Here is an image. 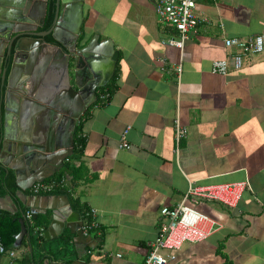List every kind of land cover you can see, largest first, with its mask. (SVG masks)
<instances>
[{
  "label": "crops",
  "instance_id": "crops-1",
  "mask_svg": "<svg viewBox=\"0 0 264 264\" xmlns=\"http://www.w3.org/2000/svg\"><path fill=\"white\" fill-rule=\"evenodd\" d=\"M156 1L84 0L78 47L97 37L98 43L113 46L118 59L103 67L105 80L80 118L86 145L80 160L70 161L81 165L79 179L63 183L72 210L82 220L91 218L85 240L63 230L73 245L65 264H144L163 219L161 209L176 207L190 183L244 180L248 186L236 208L188 201L210 218V235L184 243L167 264H264V51L247 55L241 69L211 72L214 61L229 60L225 38L264 35V0H195V14L206 21L183 49L163 43L177 33L156 19ZM108 85L115 86L111 94ZM99 91L108 96L97 97ZM9 116L18 129L19 122ZM178 118L188 129L179 145ZM128 126L130 147L125 149L120 139ZM59 168H42L41 181ZM25 179L31 183V177ZM16 186L14 193L0 195V211L22 216L37 203L47 229L50 211L43 214L40 207L47 201L35 197L55 194ZM90 210L94 216L87 215ZM35 219L26 221L32 234L38 233L34 226H43ZM29 234L27 228L15 249L0 252V264H25V255L32 258ZM57 259L46 258L43 264H62Z\"/></svg>",
  "mask_w": 264,
  "mask_h": 264
},
{
  "label": "water",
  "instance_id": "water-1",
  "mask_svg": "<svg viewBox=\"0 0 264 264\" xmlns=\"http://www.w3.org/2000/svg\"><path fill=\"white\" fill-rule=\"evenodd\" d=\"M49 1L0 0V104L5 107L4 113L0 108V164L14 170L21 190L45 177L38 175L42 168L59 166L73 153V132L105 80L102 69L118 59L113 46L98 43L97 37L78 47L84 0H54L51 27L38 32ZM47 35L56 44L46 42ZM13 102L15 109L10 106ZM10 114L20 123L16 132H10ZM27 176L31 177L30 184ZM41 198L47 201L40 206L41 213L50 211L51 220L45 239L57 238L67 229L85 240L87 221L72 210L66 195H38L35 201ZM28 206L37 208L38 204ZM19 222L21 230L15 243L27 233L24 215Z\"/></svg>",
  "mask_w": 264,
  "mask_h": 264
},
{
  "label": "built area",
  "instance_id": "built-area-1",
  "mask_svg": "<svg viewBox=\"0 0 264 264\" xmlns=\"http://www.w3.org/2000/svg\"><path fill=\"white\" fill-rule=\"evenodd\" d=\"M218 1V0H216ZM195 0H157L155 12L159 23L174 29L176 36H171L163 41L168 46L183 49L185 43L190 39V34L197 33L200 23L206 21L205 18L198 17L194 9ZM224 45L230 49L229 60L221 59L212 63L211 72L221 75L226 74L230 66L235 70L241 69L245 63L247 55H257L264 51V35H251L247 37H230L224 39ZM230 63V64H229ZM181 72V66L176 69L177 76ZM99 98H106L108 94H98ZM131 127L128 126L123 131L120 139V147L128 149L127 133ZM188 135V129L182 125L179 118L175 121V140L177 145ZM68 160V159H66ZM247 181H234L229 183H218L211 185H193L190 183L188 191L182 201L176 207H163L160 211L162 220L159 223L158 233L151 244V250L146 256L144 264H167L176 259L177 252L184 243L201 242L210 235V218L195 207L188 204L190 199H201L205 201H215L229 208H236L239 205L242 194L247 188ZM53 183H43L37 181L33 183L31 190L33 193H50L53 190ZM37 213L35 208L27 209L24 213L25 221L32 222V217ZM87 215H95L94 210H90ZM34 226V225H33ZM96 227V222H92ZM35 231L44 233V228L34 226ZM88 224L84 227L87 232ZM0 252H6L0 244ZM13 256V252H9Z\"/></svg>",
  "mask_w": 264,
  "mask_h": 264
},
{
  "label": "trees",
  "instance_id": "trees-1",
  "mask_svg": "<svg viewBox=\"0 0 264 264\" xmlns=\"http://www.w3.org/2000/svg\"><path fill=\"white\" fill-rule=\"evenodd\" d=\"M54 18V4L50 3L47 8V15L45 22L41 28V30H48L51 27L52 21ZM170 29V28H169ZM172 33H175L176 31L174 29H170ZM51 41V35L46 36V41ZM116 74L112 77V80H114L116 77ZM105 89L108 91L109 94H111L115 90V86H105ZM100 92V91H99ZM102 93V92H100ZM98 97V94H97ZM98 100V98L95 100V102ZM86 113V112H85ZM82 128V121L79 120L77 122L74 134H73V153L67 158L69 162H63V164L60 165V168L58 171H56L52 176L49 178L43 180V183H53L55 187H53L51 194L59 195H67L69 196L70 191L67 187V184H63L66 180H71L72 182L77 181V178L79 179V171L81 169V165H78L77 167L74 166L72 163H70L71 160H77L79 161L81 156L83 155L84 147L86 145V139L84 135L81 132ZM3 127L0 120V139L2 135ZM70 178V179H67ZM15 175L13 172H6L5 169H3L0 166V195H4L6 191L8 190L9 193H14L17 189L16 182H15ZM65 185V186H64ZM74 203V202H73ZM80 211V210H79ZM87 211V210H86ZM40 216L37 215V218L34 220V224L43 225V221L40 220ZM84 217H86L84 215ZM21 218V215L19 213H9L5 211H0V244L4 247L6 250L15 249V238L17 234L21 230V224L19 222V219ZM87 224L91 222V218L86 217ZM42 221V222H41ZM41 222V223H40ZM46 230V225L42 226ZM28 231L30 232V239L31 243L33 245V255L32 258H30L29 255H25L24 263L25 264H32L34 262H38V264H43L44 260L46 258L51 257L52 261H57L58 258H61L60 261H62V264L66 263V259H64L68 255V251L70 250V247L73 246L71 243V236H65V234L59 235L56 239L51 241H46L44 239V236L40 233H34L32 234V230L30 227H28ZM42 245V246H40Z\"/></svg>",
  "mask_w": 264,
  "mask_h": 264
},
{
  "label": "flooded vegetation",
  "instance_id": "flooded-vegetation-1",
  "mask_svg": "<svg viewBox=\"0 0 264 264\" xmlns=\"http://www.w3.org/2000/svg\"><path fill=\"white\" fill-rule=\"evenodd\" d=\"M50 3H53L54 4V0H51V1H49L48 2V5L50 4ZM47 8H48V6H47ZM54 11H55V6H54ZM46 15H47V13H46ZM35 16H38L37 14L35 15ZM36 18V17H35ZM45 19H46V16H45ZM44 22H45V20L42 22L43 24H44ZM41 28L42 27H38L37 28V31L38 32H41V31H46V30H41ZM12 36H14V34L12 35ZM48 36V35H47ZM45 38V40H46V36L44 37ZM51 38H52V36H51ZM46 42H48L49 44H56L55 43V41H54V39L52 38V40L51 41H46ZM4 63H5V57L3 58V61H2V67H4ZM9 69V68H8ZM9 72V70L7 71V73ZM2 105V106H1ZM11 108H13V109H15V107H17L16 106V104H15V102H13V103H11ZM0 108L2 109V113H4V104H0ZM12 110V109H11ZM16 111V110H15ZM15 118L17 117V116H14ZM7 118H8V120H10V116L8 115L7 116ZM0 120H1V110H0ZM23 120V119H22ZM18 121V120H17ZM19 122V121H18ZM11 124V123H10ZM11 127H10V132H16V130H17V126H13L12 124L10 125ZM20 126V123L18 124V127ZM76 128V127H75ZM75 131V130H74ZM73 134H74V132H73ZM1 150V149H0ZM32 187V186H31ZM43 194H45V193H43Z\"/></svg>",
  "mask_w": 264,
  "mask_h": 264
},
{
  "label": "rangeland",
  "instance_id": "rangeland-1",
  "mask_svg": "<svg viewBox=\"0 0 264 264\" xmlns=\"http://www.w3.org/2000/svg\"><path fill=\"white\" fill-rule=\"evenodd\" d=\"M155 15H156V12H155ZM156 19H157V15H156Z\"/></svg>",
  "mask_w": 264,
  "mask_h": 264
}]
</instances>
